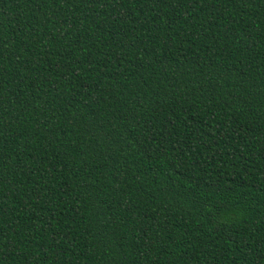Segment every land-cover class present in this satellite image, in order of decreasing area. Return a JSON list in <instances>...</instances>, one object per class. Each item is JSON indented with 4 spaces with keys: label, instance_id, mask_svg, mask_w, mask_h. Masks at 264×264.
<instances>
[{
    "label": "trees",
    "instance_id": "trees-1",
    "mask_svg": "<svg viewBox=\"0 0 264 264\" xmlns=\"http://www.w3.org/2000/svg\"><path fill=\"white\" fill-rule=\"evenodd\" d=\"M0 264H264V0H0Z\"/></svg>",
    "mask_w": 264,
    "mask_h": 264
}]
</instances>
